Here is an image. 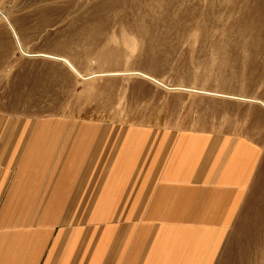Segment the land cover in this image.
<instances>
[{"label":"crops","instance_id":"0c3cea01","mask_svg":"<svg viewBox=\"0 0 264 264\" xmlns=\"http://www.w3.org/2000/svg\"><path fill=\"white\" fill-rule=\"evenodd\" d=\"M144 123L0 132V264H247L264 132Z\"/></svg>","mask_w":264,"mask_h":264},{"label":"rangeland","instance_id":"374dc122","mask_svg":"<svg viewBox=\"0 0 264 264\" xmlns=\"http://www.w3.org/2000/svg\"><path fill=\"white\" fill-rule=\"evenodd\" d=\"M263 104L264 0H0V132L62 117L264 132ZM262 182L247 264H264Z\"/></svg>","mask_w":264,"mask_h":264}]
</instances>
